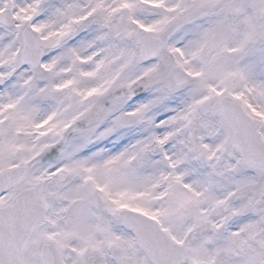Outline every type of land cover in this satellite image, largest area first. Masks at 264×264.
<instances>
[{
	"label": "snow or ice",
	"instance_id": "1",
	"mask_svg": "<svg viewBox=\"0 0 264 264\" xmlns=\"http://www.w3.org/2000/svg\"><path fill=\"white\" fill-rule=\"evenodd\" d=\"M0 264H264V0H0Z\"/></svg>",
	"mask_w": 264,
	"mask_h": 264
}]
</instances>
